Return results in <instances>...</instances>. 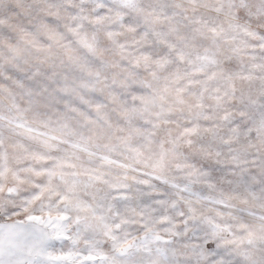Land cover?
I'll return each mask as SVG.
<instances>
[{
  "label": "snow or ice",
  "instance_id": "1",
  "mask_svg": "<svg viewBox=\"0 0 264 264\" xmlns=\"http://www.w3.org/2000/svg\"><path fill=\"white\" fill-rule=\"evenodd\" d=\"M0 264H264V0H0Z\"/></svg>",
  "mask_w": 264,
  "mask_h": 264
}]
</instances>
